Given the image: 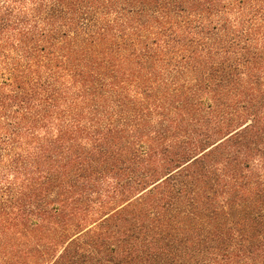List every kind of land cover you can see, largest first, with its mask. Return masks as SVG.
I'll return each instance as SVG.
<instances>
[{"label": "trees", "instance_id": "trees-1", "mask_svg": "<svg viewBox=\"0 0 264 264\" xmlns=\"http://www.w3.org/2000/svg\"><path fill=\"white\" fill-rule=\"evenodd\" d=\"M0 264H264V0H0Z\"/></svg>", "mask_w": 264, "mask_h": 264}]
</instances>
